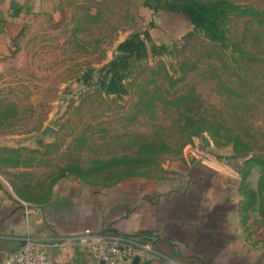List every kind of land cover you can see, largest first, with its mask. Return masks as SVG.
<instances>
[{"label":"rangeland","instance_id":"374dc122","mask_svg":"<svg viewBox=\"0 0 264 264\" xmlns=\"http://www.w3.org/2000/svg\"><path fill=\"white\" fill-rule=\"evenodd\" d=\"M223 1L204 27L181 0H61L29 21L0 68V186L42 203L65 180L106 186L186 161L222 165L264 233V0ZM149 9L188 29L154 39L150 28L166 30ZM146 32L147 48L133 46L119 71L125 92L109 93L119 45Z\"/></svg>","mask_w":264,"mask_h":264},{"label":"crops","instance_id":"0c3cea01","mask_svg":"<svg viewBox=\"0 0 264 264\" xmlns=\"http://www.w3.org/2000/svg\"><path fill=\"white\" fill-rule=\"evenodd\" d=\"M61 0H0V68L11 58L17 34ZM156 40L188 29L179 16L149 9ZM163 33V35H161ZM168 176H132L101 186L59 182L45 202H24L0 186V264L23 240L46 248L54 264L97 263L71 236L84 230L139 236L128 264H264V233L242 209L230 169L215 164L174 165ZM147 242V247H142ZM120 264V263H119Z\"/></svg>","mask_w":264,"mask_h":264},{"label":"built area","instance_id":"2783aa9c","mask_svg":"<svg viewBox=\"0 0 264 264\" xmlns=\"http://www.w3.org/2000/svg\"><path fill=\"white\" fill-rule=\"evenodd\" d=\"M72 241L97 263L128 264L134 250L140 247L139 236L84 230L71 236ZM142 247H147V242ZM4 264H54L46 248L23 240L4 258Z\"/></svg>","mask_w":264,"mask_h":264},{"label":"trees","instance_id":"16d2710c","mask_svg":"<svg viewBox=\"0 0 264 264\" xmlns=\"http://www.w3.org/2000/svg\"><path fill=\"white\" fill-rule=\"evenodd\" d=\"M183 3L181 5L183 12L186 16L191 20V22L200 27L206 26V22L210 24L217 18V9L219 4H223V0H216L210 2H199L198 4L194 5L190 3V0H181ZM198 6V8H197ZM214 29L212 32L208 34L214 40H221L218 34V28L213 27ZM149 33V32H148ZM148 33L146 32L144 38L140 36L133 35L128 40L122 42L119 47V55H117L107 66V74L110 76L107 82V90L109 93H123L125 92L123 85L120 82V78L122 75L120 74V70L124 69L122 65L133 55L132 50L133 46H136L137 49H146L147 48V41L148 40ZM119 83V84H118ZM260 164L262 166V174L264 173V160L260 159ZM254 192L251 194L253 195ZM264 214V213H263Z\"/></svg>","mask_w":264,"mask_h":264},{"label":"water","instance_id":"95a60500","mask_svg":"<svg viewBox=\"0 0 264 264\" xmlns=\"http://www.w3.org/2000/svg\"><path fill=\"white\" fill-rule=\"evenodd\" d=\"M137 260H138V258L137 257H134L132 264H136Z\"/></svg>","mask_w":264,"mask_h":264}]
</instances>
